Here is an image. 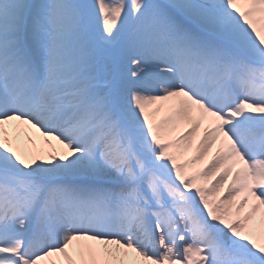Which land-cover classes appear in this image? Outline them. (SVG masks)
<instances>
[{"label":"snow or ice","instance_id":"1","mask_svg":"<svg viewBox=\"0 0 264 264\" xmlns=\"http://www.w3.org/2000/svg\"><path fill=\"white\" fill-rule=\"evenodd\" d=\"M0 264H264V0H0Z\"/></svg>","mask_w":264,"mask_h":264}]
</instances>
